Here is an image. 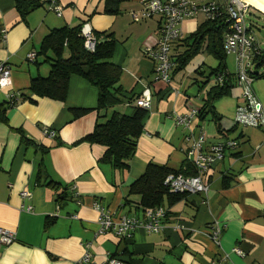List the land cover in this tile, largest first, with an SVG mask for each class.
<instances>
[{"label":"crops","instance_id":"1","mask_svg":"<svg viewBox=\"0 0 264 264\" xmlns=\"http://www.w3.org/2000/svg\"><path fill=\"white\" fill-rule=\"evenodd\" d=\"M15 1L0 0V32L5 30L3 40L0 35V61L11 69L10 86L0 90V111L7 106L5 120L0 119V228L16 236L12 244L0 247V264H76L86 246L94 262H102L126 246L133 264H264L263 132L234 123V109L240 101L236 87L213 103L217 120L211 113L203 120L197 117L212 87L208 83L200 88L204 78L197 71L214 68L217 62L212 67L202 53L194 56L183 71L171 72V86L177 94H166L164 84L154 80L153 63L142 54L158 41L159 18L135 23L129 16L141 9V0H121L115 15L104 13V0H55L61 7L60 16L42 5L24 21ZM203 21L204 17L198 16L181 23L182 38L173 44L172 58L185 49L184 40ZM83 23L93 33L112 35L116 44L110 62L121 69L122 90L139 95L147 88L151 94L150 109L127 171L100 162L104 147L76 144L113 111L95 110L97 90L93 86L72 76L63 102L28 92L31 79L46 77L49 72L46 58L37 55L42 39L54 29ZM31 52L36 54L33 62L27 60ZM252 90L264 112V79L255 80ZM12 92L27 99L8 106L7 94ZM126 104L116 110L129 114L131 107ZM72 109L90 111L75 119ZM193 111L197 114L190 120V129L175 123V115ZM44 128L53 130L55 137H45ZM189 130L195 138L204 133V149L222 138L237 142V148L225 152L213 167L206 197L188 196L163 208L165 228L160 233L138 228L127 244L113 234L97 235L98 213L93 205L118 217L141 218V211L125 204L129 186L149 163L180 169L190 145ZM21 136L33 145L21 144ZM38 172L43 181L68 187L70 200L61 208L55 203V191L37 183ZM23 189L29 191V199H21ZM214 222L223 227L218 245L208 236ZM176 225L181 229L175 230ZM233 248L243 256L232 253Z\"/></svg>","mask_w":264,"mask_h":264},{"label":"trees","instance_id":"2","mask_svg":"<svg viewBox=\"0 0 264 264\" xmlns=\"http://www.w3.org/2000/svg\"><path fill=\"white\" fill-rule=\"evenodd\" d=\"M120 3L121 0H104V13L117 14ZM42 5L38 0H16L14 7L21 20L24 21L30 12ZM229 25L227 16L219 11L213 19L203 21L196 31L184 40L185 49L172 58L173 73L183 71L188 62L200 53L208 54L217 62V66L214 68L204 69L201 72L197 71L204 78L203 86L200 88H204L212 78L217 76H221L223 82L221 85L210 87V91L197 114L201 120L208 113H211L217 120L213 111V103L228 96L236 85L235 73L228 71L226 65L228 54L223 49L224 36L229 32ZM81 26L82 24L75 27L54 29L42 39L37 55L46 58L49 64V72L46 77L31 79L28 92L37 98L63 102L66 98L69 79L72 76L81 78L93 86L97 90L95 110L97 112L113 111L106 121L96 123L92 132L81 138L76 144L87 143L104 147L105 151L100 162L109 164L114 169L127 171L129 161L135 153L137 140L143 131V121L149 111L134 106L133 102L139 95L127 93L119 85L121 69L110 62L116 44L111 39L112 35L94 33L97 43L94 51L89 52L83 46V39L80 35ZM101 37L104 40H101ZM252 56L253 68L249 75L253 81L264 79V71H260L264 67V50L257 53L253 52ZM165 92L168 94L169 90L166 89ZM21 97L24 96L21 95ZM125 103L131 107L129 114H123L116 110L118 106ZM6 108L7 106L0 111L2 121L5 120ZM89 111L86 109L71 110L75 119ZM20 141L25 146L33 145L24 136L20 137ZM40 150L44 152L43 148ZM169 174L194 176L196 170L186 160L182 167L177 170L149 163L146 165L143 174L129 186L124 197L125 204H130L135 210L141 211L143 214L147 209L171 207L186 199L189 196L187 194L168 192L164 186V181ZM37 183L40 185L43 183L55 191V203L58 209L70 200V192L67 186H61L53 181H43L41 172H38ZM134 197L137 198V201H133L132 198ZM132 238L119 239V241L127 244ZM109 258L116 259L122 264H133L132 255L126 246L119 253L110 255Z\"/></svg>","mask_w":264,"mask_h":264},{"label":"built area","instance_id":"3","mask_svg":"<svg viewBox=\"0 0 264 264\" xmlns=\"http://www.w3.org/2000/svg\"><path fill=\"white\" fill-rule=\"evenodd\" d=\"M57 16L61 15V7L55 0H38ZM141 9L129 13L132 22L138 23L144 20L158 17V41L152 48H146L142 51L145 58L153 63L154 80L164 84L165 89L169 92L176 93L177 90L171 86V72L174 69L171 52L175 42L182 38L181 23L187 19H194L198 16L204 17L205 20H211L215 15L222 11L227 16L229 22V32L224 36L223 49L228 55L234 57L236 85L240 91L239 103L235 106L233 121L236 125L244 128L260 129L263 132L262 145L264 146V112L260 102L253 93V79L249 75L252 71L253 64L251 57L253 52L264 50L261 47L249 29L251 23H247L246 16L252 8L241 0H208L199 2L197 0H141ZM5 30H1L0 35L4 39ZM80 35L83 39L84 48L93 52L97 43L92 29L88 24L83 23L80 29ZM36 54L33 52L27 55V60L33 62ZM10 66L0 61V90L10 86ZM211 86L221 85L222 77L217 76L209 82ZM23 98L19 92L7 94L8 106H13L22 101ZM151 104V94L149 89H144L133 102V105L148 110ZM197 112L193 111L186 115H175L174 121L177 125H182L190 129V120L195 118ZM43 135L53 139L55 132L44 128ZM189 149L186 152V161L196 170L194 176H184L182 174H169L164 181V186L171 194H187L189 196L206 197L208 194L207 178L213 171V167L221 162L224 153L237 148V142L228 139H220L218 142L209 145L204 149L206 136L200 133L198 137L192 135L189 130L187 137ZM23 200L29 199L30 193L27 189L20 192ZM93 207L98 213L97 216V235L113 234L118 239H131L136 229L141 228L146 233H160L165 228L162 221L165 216L163 208L147 209L143 212L142 217L134 219L128 216H116L113 212L102 208L98 204ZM31 207L25 208L31 212ZM176 229L181 226L176 225ZM223 227L214 222L209 231L210 239L218 245L219 237ZM16 240L15 233L8 229L0 228V247L9 246ZM85 248L82 258L76 264H122L116 259L106 257L102 262H94L90 253ZM237 256H243L238 248L231 250ZM216 264V263H214Z\"/></svg>","mask_w":264,"mask_h":264},{"label":"rangeland","instance_id":"4","mask_svg":"<svg viewBox=\"0 0 264 264\" xmlns=\"http://www.w3.org/2000/svg\"><path fill=\"white\" fill-rule=\"evenodd\" d=\"M202 18L198 19L201 22ZM247 23H251L252 28L251 32L256 39L257 43L260 44L261 47H264V15L255 9L251 8L249 10L248 15L246 16ZM204 56L205 63L214 67L216 65V61L212 58L207 56L205 53H202ZM226 65L227 69L230 73H235V66H234V57L232 55H227L226 57ZM264 70V67L262 68ZM194 87V86H193ZM195 90V87L193 88ZM223 102V101H221ZM218 103V106L221 104Z\"/></svg>","mask_w":264,"mask_h":264},{"label":"bare ground","instance_id":"5","mask_svg":"<svg viewBox=\"0 0 264 264\" xmlns=\"http://www.w3.org/2000/svg\"><path fill=\"white\" fill-rule=\"evenodd\" d=\"M264 15V0H241Z\"/></svg>","mask_w":264,"mask_h":264},{"label":"water","instance_id":"6","mask_svg":"<svg viewBox=\"0 0 264 264\" xmlns=\"http://www.w3.org/2000/svg\"><path fill=\"white\" fill-rule=\"evenodd\" d=\"M257 11V10H256Z\"/></svg>","mask_w":264,"mask_h":264}]
</instances>
